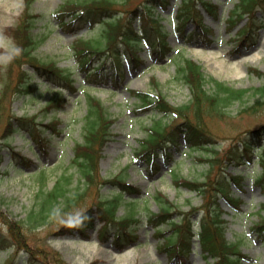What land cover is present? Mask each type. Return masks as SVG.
<instances>
[{
	"label": "rangeland",
	"instance_id": "rangeland-1",
	"mask_svg": "<svg viewBox=\"0 0 264 264\" xmlns=\"http://www.w3.org/2000/svg\"><path fill=\"white\" fill-rule=\"evenodd\" d=\"M26 1L0 0V47L6 49L15 47L14 39L6 29L18 25ZM68 1L74 0L33 2L32 10L39 14L34 32L38 37H45L34 54L43 62H49L50 66L55 64L57 67L70 70L72 79H75L73 82L75 91L65 88L59 90L57 84L34 74L31 81L35 82L36 91L19 94L15 92L18 69L13 67L12 86L8 93V97L13 98V112L16 115H38V119L44 124L58 119L60 121L55 125L59 132L53 131L52 128H48L50 130L45 132L50 137L46 152L31 139L28 132L24 131L15 132L7 143L8 146L3 147L0 208L18 221L25 219L26 235L30 243L57 250L68 264H181L170 262L168 252L160 247L163 237L157 231L165 233L169 229V222L164 223L158 230L150 225L147 218L151 211H159L161 204L155 199V195L161 192L177 206L172 209L175 217L178 216L177 211H189L192 206L197 208L192 215L193 222L197 221L203 213L200 210L202 196L186 187H177L173 182V175L176 173L191 180L204 181L210 171V160H214L220 165L215 164L212 168L210 174L212 179L224 169L226 172L242 173L243 176L238 186L233 184L231 187L233 194L243 201L241 210H234L224 197L221 196L219 199L223 209L222 217L227 220L226 239L239 243V249L244 255L243 264H264V242L250 231V227L260 219L261 214H264L262 210L264 181L258 182L262 166L254 160L259 157L258 152L256 154L254 151L262 152L264 143L257 148H248L238 143L241 133L264 123V95L257 90L264 85V28L254 30L255 33L252 34L250 41H245L239 46L247 16L238 20L233 27L228 22L239 0H212L218 5L219 13L215 15L203 10V23L208 29L206 39L195 38L189 41L177 29L176 13L179 10L180 0H170V4L164 7L157 6L155 14L166 29L169 45L175 49L174 52L178 57L171 58V54H168L166 57L158 58L149 51L147 45H144L139 49L142 62L138 66L134 65L131 68V63L124 58L120 61L124 71L123 78L118 80L108 78L105 82L98 83L90 81L91 77L87 76L89 69L93 68L97 60L90 61L88 71L84 72L77 66L73 51L77 47V37H80L79 39L95 37L104 29L105 24L102 22L92 28H85L77 35L65 31L58 25L59 21L54 17V13ZM141 2L142 0H132L127 5L133 9L140 6ZM135 24L136 26L140 24L139 18H136ZM195 29V22H190L186 26L187 33ZM91 56L93 54L89 53L85 58L89 59ZM182 57L191 58L203 66L206 77L210 80L206 85L207 88L213 89V78L235 88L247 90L242 99L234 100L226 107L224 117L210 116L205 119L204 128L210 133L215 146L188 149L187 142L181 137L178 146L172 149L173 160L169 166L162 165L157 172L149 174L147 161L136 159L135 152L142 146V140L148 134L147 128L158 121L160 116L156 115V112L152 115V111L140 112L138 106L141 102L136 92L155 91L156 85L152 80L156 79L157 87L172 104L187 103L191 98L189 87L177 76V64ZM18 65L29 70L34 69L32 63L27 60H22ZM9 66V59L0 52V90L3 87L1 76L6 74ZM87 93L100 99L108 113L115 119L111 135L99 153V173L102 176L99 175L97 183L89 188L72 159L76 143L84 141L82 126L87 109L85 99ZM59 95L65 98L64 106L46 113L47 104ZM172 120L180 121L179 118L163 117L164 123H170ZM4 125L5 117L0 119V136ZM263 140L264 134L259 141ZM252 143L255 145L257 142ZM17 150L33 160L31 166H25L15 160L21 159L16 155ZM231 150L244 153L245 157L253 151L251 152L253 160L238 164L239 161L236 159L230 160L228 154ZM11 157L15 159L11 160ZM36 164L45 166L44 179H41L40 174L35 173ZM169 167L174 168L170 171ZM63 173L72 175L67 184V194L72 197H76L78 193L83 195L69 213L58 212L57 215H51L44 223L33 226L28 222L30 214L41 209L45 196ZM117 174H122L123 178L141 191L142 199L137 200V211L133 212L139 221L131 222L136 238L131 239V242L120 249L113 242L111 234L107 241L98 237L96 230L102 225L99 223L95 224V229L90 228L86 233L80 230H74L68 235L56 233L68 218L95 206L100 196L114 194L113 186L102 184L101 181L103 177L112 178ZM55 208L61 211L64 203L56 202ZM128 212L129 205L121 203L116 211L117 219H123ZM6 231L8 228L0 219V235H7ZM13 251V247L0 249V264H9ZM25 252V249L18 252L15 258L16 264H27ZM38 256L45 261L43 256ZM207 260L213 263L211 257ZM184 263H206L199 242H195L194 249L186 256ZM47 264H50L48 260Z\"/></svg>",
	"mask_w": 264,
	"mask_h": 264
},
{
	"label": "trees",
	"instance_id": "trees-1",
	"mask_svg": "<svg viewBox=\"0 0 264 264\" xmlns=\"http://www.w3.org/2000/svg\"><path fill=\"white\" fill-rule=\"evenodd\" d=\"M35 0H27L26 7L22 13V17L18 25L14 28H9L13 34L16 42V48L20 51L17 53L15 50L12 52L5 49L1 51L8 57L11 55L10 66L7 69L6 75H2L3 87L0 90V119L5 117V125L0 136V151L1 147L6 146L11 139L15 131L24 130L28 132L31 138L39 143L45 149L47 138L42 134L44 127L41 121H38V115L25 116L16 115L11 108V100L13 98L8 97L9 90L12 86L14 68L17 65L18 75L15 85V92L26 93L32 92L34 86L31 83L32 74L27 69L18 67L19 63L26 59L31 62L40 75H45L49 80L55 83H68L70 84L72 79L70 73L65 69L56 67L55 64L50 66L49 62H43L40 58L35 57V49L43 41L45 37H38L35 35L33 28L35 22L39 17V14L34 13L32 10V4ZM132 0H82V1H68L58 9L54 16L61 23L63 28L70 29L77 32L79 29L86 25L93 26L98 21H105V27L100 32L98 37H93L88 40L78 39L79 47H76V56L82 63L85 69L87 61L85 59L88 53H94L99 55L103 48V42L108 45L109 48L115 47V52L118 51V47L123 43L128 47L130 52L135 55L133 50L136 44H140L141 38H145L146 41L152 46L154 53H165L172 50L168 47L166 41V30L159 20L154 18L153 9L157 4L165 5L168 0H142L140 6L133 9L130 8L128 2ZM258 1L264 0H240L234 13L231 15V19L241 18L245 13L249 14L250 24L248 26V32L245 31V36H249L254 29L255 23V10L259 3ZM123 5L124 7H121ZM201 7L208 11L217 12V6L207 0H181L180 10L178 13V19L180 23L179 30L183 34L184 28L187 22L195 20L198 22V27L202 31L205 30L202 24V10ZM69 17V18H67ZM140 18L141 24L139 27L134 26L136 18ZM67 18V19H66ZM264 22V17L260 19ZM205 32V31H204ZM101 38L104 40L102 41ZM118 48V49H117ZM92 58L89 57V59ZM102 65L95 66L91 73L92 76L101 74L99 70ZM10 69V72H9ZM254 71H258L255 70ZM9 72V73H8ZM259 73V72H258ZM262 74V73H260ZM178 78L182 79L189 87L191 98L187 103L181 105H173L167 99V97L157 89L156 93L137 91L136 94L142 100V105L139 109L147 110L152 108L158 113L164 116H170L172 118H179L177 123L169 124L162 123L159 119L155 121L153 126L148 127L149 134L142 141V148L136 153V156L140 159L148 160L149 168L156 170L159 168L158 162L154 159V156H160L162 160L168 164L171 160V153L168 151L169 144L176 145L179 138L183 135L191 149H195L198 146H215L211 135L206 132L204 128L205 119L211 117L222 118L226 115V107L234 100L242 99L247 89L235 88L228 85L224 81H219L212 78L214 82L213 89L206 87L210 81L206 77V73L203 70L201 64L190 58H184L182 63L178 66ZM157 86L158 82L153 80ZM264 95V85L257 89ZM88 108L87 113L84 116V123L82 130L84 131V141L76 143L75 155L72 158L76 163L81 176L87 182L89 188L97 181L98 177V159L99 152L103 145L107 142L111 134V126L115 121L114 118L108 113L106 107L91 94L88 95ZM65 103V98L59 96L58 98L50 101L45 110H51L53 108L62 107ZM255 109V108H254ZM59 120L54 119L47 125L55 126ZM46 126V125H45ZM264 134V123L259 127L247 129L239 136L238 143L248 148H253L252 142H258L259 138ZM259 145V142H258ZM256 147V146H255ZM250 151L246 154L237 153L231 150L228 155L231 159H237L239 162L252 160ZM259 157L257 158L259 163L262 164V172L258 182L264 180V149L262 152L257 151ZM212 159V158H211ZM27 160V159H26ZM203 160V159H201ZM210 160V159H209ZM2 161V154L0 152V163ZM210 171L204 181L191 180L178 174L174 175V182L178 186L187 187L190 190H195L203 197V210L204 215L199 219L200 224L194 227V223L191 216L185 212L179 213L178 219L175 217V213L172 212L175 205L168 199L160 198V194L156 196L158 200H161V208L159 213L150 212L148 221L154 226H160L164 223L170 225V230L167 232H159L163 236L162 248L169 252L171 261L183 262L182 256L185 251L188 253L192 250V244L195 237L200 239L203 251L207 256L214 258L212 264H243L242 257L244 256L240 249L239 243L229 241L225 237V223L226 219L222 217L223 210L219 206L218 198L220 195L236 209L240 208L241 199L232 195L231 184L234 182L238 185L241 175L221 172L215 179L210 177L212 168L215 164H220L214 160H210ZM31 162V161H30ZM20 164L28 165L29 160L21 159ZM45 167H39L35 173L40 174L41 179L45 178L43 173ZM72 175L63 173L60 178L55 182L53 187L45 196L42 207L36 213H32L29 216L28 222L33 226L44 223L51 215H57L58 212L63 214L69 213L79 197L83 193H78L76 197H72L67 194V184L70 182ZM103 182H110L115 187H119L113 195H103L99 197V202L96 206H92L81 213L68 218L64 224H62L57 234H67L73 232L74 229H80L85 232L86 229L94 226L95 214L99 217L100 221L105 223V228L102 233L108 231V223L116 217V210L121 203L129 205V216L123 217L118 223L123 231L130 234L129 226L131 222H137L132 213L137 211L136 206L133 203L124 201L122 195L124 193H138L139 191L133 185L125 182V179L121 175H116L112 179H107ZM64 203V208L58 211L55 208V203ZM264 209V204L262 205ZM0 219L7 226V235H0V248L13 247L14 253L12 254L9 264L15 263V256L19 251L25 249L27 256V264H46L47 260L50 264H68L60 255V253L53 249L43 247L42 245L35 246L30 243L26 235L25 219L16 220L12 218L7 212L0 208ZM199 228V229H198ZM198 229V230H197ZM251 231L264 240V214L260 215V219L256 221L251 227ZM119 235V234H118ZM166 236V237H165ZM119 238V237H118ZM36 249V251H33ZM38 255L43 256L46 260L40 258ZM208 264H211L208 262Z\"/></svg>",
	"mask_w": 264,
	"mask_h": 264
},
{
	"label": "clouds",
	"instance_id": "clouds-1",
	"mask_svg": "<svg viewBox=\"0 0 264 264\" xmlns=\"http://www.w3.org/2000/svg\"><path fill=\"white\" fill-rule=\"evenodd\" d=\"M15 51L18 53V52L20 51V49L17 47V48L15 49ZM8 58L11 59V58H12L11 55H9Z\"/></svg>",
	"mask_w": 264,
	"mask_h": 264
}]
</instances>
